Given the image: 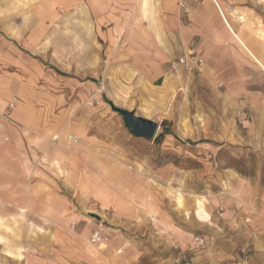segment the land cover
I'll list each match as a JSON object with an SVG mask.
<instances>
[{"label": "rangeland", "instance_id": "1", "mask_svg": "<svg viewBox=\"0 0 264 264\" xmlns=\"http://www.w3.org/2000/svg\"><path fill=\"white\" fill-rule=\"evenodd\" d=\"M47 16H34L15 48L25 56L15 61L17 73L35 81L22 97L37 100L38 124L32 152L30 141L20 148L32 184L19 165L11 175L0 168V185H17L0 187V264H264V138H249L248 113L200 72L169 103L153 87L136 90L129 38L156 53L134 0L111 3L97 44L87 28L57 26L61 14ZM136 61L145 63L141 54ZM112 104L153 118L158 135H169L160 144L134 138ZM42 132L59 139L42 140ZM202 197L204 221L195 207Z\"/></svg>", "mask_w": 264, "mask_h": 264}, {"label": "crops", "instance_id": "2", "mask_svg": "<svg viewBox=\"0 0 264 264\" xmlns=\"http://www.w3.org/2000/svg\"><path fill=\"white\" fill-rule=\"evenodd\" d=\"M115 2L0 0V127L8 132L0 139V168L8 169L6 175L12 174L11 166L19 165L26 186L33 182L32 172L26 169L20 148L24 146L26 149V143L30 141L29 149L32 152V141L37 131L34 125L36 127L38 121L35 123L31 113L38 104L31 95L22 97L28 86L33 88L35 84L34 79L27 81L23 77L24 70L20 71L21 75L17 73L20 69L16 68L15 61L25 59L23 52L15 51L16 44L25 39L22 30L33 24L34 16L35 19L39 16L42 21L47 20L49 12L59 13L61 16L57 26H64L65 20L72 21L69 25L73 27L87 28L89 43L97 44L100 42L97 36L98 22L102 14L110 10L111 3ZM134 2L142 10L143 19L153 32L156 54L138 49V45H133L136 41L129 38L131 47L135 49L129 61L133 87L136 90L144 86L153 87L159 91V99L169 103L176 93L187 91L185 87H188V79L193 72H200L202 80L224 86L221 93L225 98L232 97L234 108L248 113V123L254 128L249 138H264V41L257 35L264 33V0H149L146 16L141 8L142 0ZM9 45H15L12 51H9L11 48L8 50ZM190 53L195 54L203 65H181L180 59ZM139 54L143 55L144 64L136 61ZM9 106L13 109L5 111ZM68 130L64 128L62 140L68 135ZM40 137L42 140L48 139L43 132ZM44 144H47L44 154H48L50 142ZM1 186L7 189L17 187L10 182H3ZM6 201L13 202L10 199Z\"/></svg>", "mask_w": 264, "mask_h": 264}, {"label": "water", "instance_id": "3", "mask_svg": "<svg viewBox=\"0 0 264 264\" xmlns=\"http://www.w3.org/2000/svg\"><path fill=\"white\" fill-rule=\"evenodd\" d=\"M113 111L123 117L124 123L127 129L135 136L144 140H154L160 129L157 122L149 120L143 117H139L133 111H128L122 108L111 105ZM89 216L97 220H101V217L94 213H89Z\"/></svg>", "mask_w": 264, "mask_h": 264}, {"label": "bare ground", "instance_id": "4", "mask_svg": "<svg viewBox=\"0 0 264 264\" xmlns=\"http://www.w3.org/2000/svg\"><path fill=\"white\" fill-rule=\"evenodd\" d=\"M264 3V2H263ZM148 4H149V0H142V3H141V8L143 9V12L146 16L147 12H146V8L148 7ZM142 11V10H141ZM244 20V19H243ZM264 24V23H263ZM245 26V25H244ZM264 26V25H263ZM258 27V26H257ZM262 28V27H261ZM261 31V30H260ZM258 38H260L261 40L264 41V33L262 32H259L258 34ZM104 88V87H103ZM71 125V124H70ZM66 131V130H65ZM62 132V131H61ZM57 137V136H56ZM56 139H59V138H56ZM50 141V140H49ZM58 144V143H57ZM63 146V145H62ZM49 151V150H48ZM58 151V150H57ZM64 152V151H63ZM93 154V153H92ZM48 157V156H47ZM61 159V158H60ZM55 167L57 169L60 170V162L57 161V160H54L53 161ZM53 165V164H52ZM10 169V168H9ZM140 171V170H139ZM155 182V181H154ZM180 190V189H179ZM175 200H176V204L178 206V208L180 209H185V203H184V195L181 193V192H178L175 196ZM205 202H206V198L205 197H202V198H198L195 202V207H196V214H197V217L204 221L206 219H208V212L206 210V205H205ZM102 248H105V245L102 246Z\"/></svg>", "mask_w": 264, "mask_h": 264}, {"label": "built area", "instance_id": "5", "mask_svg": "<svg viewBox=\"0 0 264 264\" xmlns=\"http://www.w3.org/2000/svg\"><path fill=\"white\" fill-rule=\"evenodd\" d=\"M179 63L181 65H185L187 67L190 66L193 63H197L198 65H203V62L201 60H197L196 57H195V54H193V53H190L187 56H185L184 58L180 59ZM245 117H246V115L244 114L243 118H245ZM94 241L95 242H100L101 241V235H99V233H97L95 235Z\"/></svg>", "mask_w": 264, "mask_h": 264}, {"label": "trees", "instance_id": "6", "mask_svg": "<svg viewBox=\"0 0 264 264\" xmlns=\"http://www.w3.org/2000/svg\"><path fill=\"white\" fill-rule=\"evenodd\" d=\"M164 126H166V124L164 123ZM131 134V133H130ZM132 135V134H131ZM169 135V132L168 131H164L163 133H161V134H159L158 136H157V138L155 139V142L157 143V144H160V143H162V141L165 139V137L166 136H168ZM133 136V135H132ZM134 138H138V137H135L134 136Z\"/></svg>", "mask_w": 264, "mask_h": 264}]
</instances>
